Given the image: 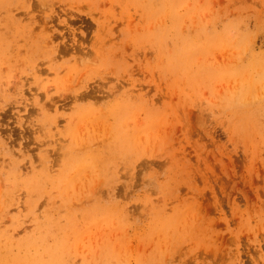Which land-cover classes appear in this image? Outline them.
I'll return each mask as SVG.
<instances>
[{
  "label": "rangeland",
  "instance_id": "374dc122",
  "mask_svg": "<svg viewBox=\"0 0 264 264\" xmlns=\"http://www.w3.org/2000/svg\"><path fill=\"white\" fill-rule=\"evenodd\" d=\"M0 264H264V0H0Z\"/></svg>",
  "mask_w": 264,
  "mask_h": 264
}]
</instances>
